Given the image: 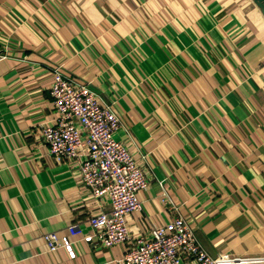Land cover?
Wrapping results in <instances>:
<instances>
[{"label":"crops","instance_id":"obj_1","mask_svg":"<svg viewBox=\"0 0 264 264\" xmlns=\"http://www.w3.org/2000/svg\"><path fill=\"white\" fill-rule=\"evenodd\" d=\"M112 103L147 186L132 237L182 217L209 256L264 258V17L252 0H0V264H120L43 235L109 211L41 128L53 70ZM146 156L147 159H141ZM188 261H191L190 259Z\"/></svg>","mask_w":264,"mask_h":264},{"label":"built area","instance_id":"obj_2","mask_svg":"<svg viewBox=\"0 0 264 264\" xmlns=\"http://www.w3.org/2000/svg\"><path fill=\"white\" fill-rule=\"evenodd\" d=\"M49 94L55 115L41 128L49 156L61 163L75 160L86 151L79 166L81 181L95 198L108 202L109 211L90 217L87 233L72 224L65 235L44 234L48 252L63 249L73 259L75 239L81 236L84 243L95 242L102 248L127 244L120 264H246L247 260L264 259L228 254L209 256L182 217L132 237L126 228V216L141 209L138 194L145 190L147 182L138 161L118 139L121 123L113 104L100 103L88 83L65 77L60 67L53 70Z\"/></svg>","mask_w":264,"mask_h":264},{"label":"water","instance_id":"obj_3","mask_svg":"<svg viewBox=\"0 0 264 264\" xmlns=\"http://www.w3.org/2000/svg\"><path fill=\"white\" fill-rule=\"evenodd\" d=\"M264 17V0H252Z\"/></svg>","mask_w":264,"mask_h":264},{"label":"bare ground","instance_id":"obj_4","mask_svg":"<svg viewBox=\"0 0 264 264\" xmlns=\"http://www.w3.org/2000/svg\"><path fill=\"white\" fill-rule=\"evenodd\" d=\"M264 259H260V260H247L245 261L246 264H259V263H263Z\"/></svg>","mask_w":264,"mask_h":264},{"label":"rangeland","instance_id":"obj_5","mask_svg":"<svg viewBox=\"0 0 264 264\" xmlns=\"http://www.w3.org/2000/svg\"><path fill=\"white\" fill-rule=\"evenodd\" d=\"M216 256V255H215Z\"/></svg>","mask_w":264,"mask_h":264}]
</instances>
